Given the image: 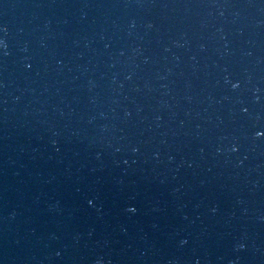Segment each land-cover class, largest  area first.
<instances>
[{"label": "water", "instance_id": "water-1", "mask_svg": "<svg viewBox=\"0 0 264 264\" xmlns=\"http://www.w3.org/2000/svg\"><path fill=\"white\" fill-rule=\"evenodd\" d=\"M0 29V264H264V0H0Z\"/></svg>", "mask_w": 264, "mask_h": 264}, {"label": "clouds", "instance_id": "clouds-1", "mask_svg": "<svg viewBox=\"0 0 264 264\" xmlns=\"http://www.w3.org/2000/svg\"><path fill=\"white\" fill-rule=\"evenodd\" d=\"M0 48L4 49V55L8 54V52H7L8 44H7L6 40L0 39ZM234 148H235V146L232 148V151H234ZM215 211H216V209H213V212H215ZM12 215L15 216V213H12ZM187 243H188L187 239L181 240L180 241V246L183 247ZM246 247H247L246 244L239 243V244L236 245V250L237 251H243L244 249H246ZM61 255H62V253L60 251H57L55 253V256H57V257H59ZM95 264H105L104 258L103 257L98 258L95 261ZM109 264H110V262H109ZM169 264H174V262L170 261ZM196 264H200L199 260L196 261Z\"/></svg>", "mask_w": 264, "mask_h": 264}, {"label": "snow or ice", "instance_id": "snow-or-ice-1", "mask_svg": "<svg viewBox=\"0 0 264 264\" xmlns=\"http://www.w3.org/2000/svg\"><path fill=\"white\" fill-rule=\"evenodd\" d=\"M0 31H6V29H0ZM0 49H2V48H0ZM31 67H32V65H29V68H31ZM232 86H233V88H239L240 87V84L239 83H234ZM244 111L247 112L248 109L245 108ZM256 135L258 137H264V130H258L256 132ZM234 151H239V149L237 147H235L234 148Z\"/></svg>", "mask_w": 264, "mask_h": 264}]
</instances>
